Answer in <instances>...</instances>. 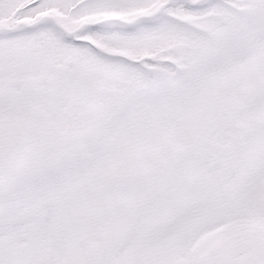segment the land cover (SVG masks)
Wrapping results in <instances>:
<instances>
[{"label": "rangeland", "instance_id": "1", "mask_svg": "<svg viewBox=\"0 0 264 264\" xmlns=\"http://www.w3.org/2000/svg\"><path fill=\"white\" fill-rule=\"evenodd\" d=\"M27 1L21 0L19 3L23 2L25 5ZM75 1L43 0L38 6L23 11V23L31 25L23 26L21 39L19 36H12L11 41H18V44L12 42L11 57L7 58L12 66L10 74L0 73L1 80L9 78L10 82L5 88H0V118L13 115L18 109L20 100L17 95L23 92L22 83H38L35 96L45 103L50 101L51 92L55 90L52 88L54 81H58V91L71 88L75 76L69 77L68 70L75 62H78L77 68L80 72L86 71L87 78L92 75L102 77L98 73L101 72V67L122 66L129 71L128 76L138 79L140 69L132 65L131 59L126 60L127 65L112 64L113 61L99 55V51H105L103 47L107 42L115 51L120 52L111 57H120L124 50L149 51L147 55L153 59L149 63L141 59V63L146 67L148 64L155 65L158 70H163V74L157 73L154 82L159 81L154 87L139 89V95L133 103L117 110L122 115L116 122L106 125L105 137L91 142V145L84 144V149H91V155H96L95 149L102 150L101 145L105 142L108 151L118 150L130 154L133 149L111 139L121 136V133L125 138V131L132 137L129 142L134 147H148L152 138L173 130V120L179 118L180 105L176 96H180L178 74L181 75L182 69L179 72L177 66H182L184 62L193 69L198 63L197 56L201 59L200 43L210 49L208 52H212L217 46L214 38L218 36L215 32L209 37L207 33H194L190 31L195 30L194 26L187 29L176 23L172 20L176 18L173 9L164 5L168 0H86L70 10L69 5ZM194 1L198 5L202 4L199 0ZM222 1L229 3L212 0L210 4L207 1V10L188 15L185 19L191 25L199 24L209 30L231 29L226 22L230 25V21H233L234 25H238L236 19H243V14H234L230 4L255 8L256 18H260L259 13H262L261 20L264 19V3L259 4L260 0ZM55 6L58 7L56 12ZM43 16L46 18L39 21ZM208 16L212 17L207 18ZM117 20L141 21L139 31L134 32L136 36L114 30L119 25ZM154 22L157 24L150 25ZM234 30L233 33L227 32L226 36L230 41L237 42L241 50L242 34H237L240 31L237 27ZM244 30L248 32L249 28ZM254 40L252 49L259 51V47L264 46V39ZM88 42L95 44L96 49H91ZM20 44L23 58L18 53ZM192 45L196 48H192ZM243 50L245 53L242 52L236 63L238 71L246 74V77L238 82V87L247 88V96H237L234 100L230 98L227 103H222L217 108L222 114L218 147H213L208 142L206 148L195 150L196 155L192 154L194 160L191 158L188 161L187 181L177 186L172 183L171 188L168 187L174 195L166 198L165 210L177 208V212L183 213L180 216L181 222L178 221L174 230L164 235L157 245H153L151 240L149 224L139 226V235H143L139 242L141 245L152 244L157 254L175 247V252H167L172 256L170 264H179V260L185 264H264V252H261L264 250V218H254L249 213V202L264 197V117L259 120L264 101V64L247 47H243ZM230 51H237V48ZM5 55V52H0V63ZM19 60L23 65L21 68L15 65ZM211 63L207 72H211L213 62ZM51 64H56L59 70L48 71L47 66ZM63 65L66 70L61 69ZM207 65L208 62H200L199 73L204 72ZM93 67L98 72L91 69ZM60 72L64 75H59ZM188 77L195 82L193 76ZM200 78L208 81L207 78H214V73L202 74ZM62 79L68 87L63 85ZM114 93V98L128 96V93L119 89ZM166 96H169L168 100ZM248 100L251 101L249 106ZM46 113L47 110L44 115ZM235 114L247 121L239 125L237 116L232 118L230 124L222 120ZM46 173L51 176L50 170ZM171 181V178L167 179L168 186ZM136 191L138 212L148 213L146 183L141 182L129 195ZM26 195L23 190V164L17 160L8 172L0 174V206L7 207L4 218L0 221V264H21L22 261L23 264H28L33 260L32 250L21 247V243L25 242L22 237L38 227L37 218L41 220L40 210H45L41 209L42 205L32 207L34 202L23 208V198ZM163 195L159 191L156 196ZM30 209L33 212L38 211L36 216L27 215Z\"/></svg>", "mask_w": 264, "mask_h": 264}, {"label": "flooded vegetation", "instance_id": "2", "mask_svg": "<svg viewBox=\"0 0 264 264\" xmlns=\"http://www.w3.org/2000/svg\"><path fill=\"white\" fill-rule=\"evenodd\" d=\"M116 70L122 71V69ZM184 81L187 85L186 72L184 73ZM234 87L235 85L232 83H224L222 85L218 83L213 86L210 93H206L203 90L200 94H197V99L194 101L182 100V123L188 124L193 128L194 142L192 144L196 147L188 148V146H185L180 150L157 147L148 152L156 155V163L148 161L146 164V160L142 159L144 164L142 169L147 172L149 177L150 208L148 215L150 221L148 223H151L154 231L167 234V229L163 226L176 224L180 221V216L183 215V213L164 211L157 206L159 202L162 203V206L165 205L168 189V185L165 182L159 186L156 185L157 176L165 177L169 175L171 167L177 166L179 162V179L181 183L183 180L187 181L189 175L188 154L192 153V151L203 149L208 144L207 132L211 133V145L218 147L219 128L222 121L220 118L221 114L215 116L213 111L219 108L222 103L228 101L226 99L231 95L230 93L234 90ZM106 92L107 94H104L101 100L96 101L95 105H92L91 102L84 104L83 102L72 100L73 107L65 111L64 114H70L76 105L84 104L88 122L91 120H96L98 123L101 122L107 115L108 94H115V91L111 88H107ZM62 98L63 96L58 91H55L53 94L54 116L60 113L59 104ZM216 113H220V110L218 109ZM234 116L237 115L222 118V120L230 124ZM262 116L264 117V113H262ZM246 121L237 116V124L240 125ZM52 125L49 131H43L38 126L32 131L28 128L29 134L23 144V181L26 183L35 181L36 185L40 187L38 178H40L41 172L44 170L43 166L58 165L60 154H70L68 161H76L78 163L74 165L82 167L78 171H90V169L96 167V159L95 156L91 155V152L87 151L79 154L66 151L68 146L62 144L63 142H61L60 138V136H65L66 132L61 131L59 123H55L53 129ZM50 150L53 151L52 154H50ZM111 155L113 156L114 154ZM106 161L108 160L106 159ZM134 162L135 157L133 155L116 154L108 163L109 170L115 173L112 178H125L127 182L131 181L132 175L139 171ZM62 167L66 169L64 165ZM28 177H30V180ZM87 181L80 180L79 184L81 186L82 184L85 185ZM161 190H163L164 195L157 197L156 193ZM76 201L80 204L71 207L69 211H57L50 221H42L35 237L27 243L28 246H31L29 249L32 250L34 255L33 260L28 264L40 263V251L47 245H52L60 251L62 255L60 264H123L114 261L116 257L113 254L114 249L129 245L134 233V229L131 227L133 225L132 221L137 217L140 218L143 214L135 212V216H133L134 214L130 211L111 212L110 209L114 205L123 206L133 202L132 199L127 200L123 196L113 195L107 190L106 184L100 181L94 192L87 189L85 197L77 196ZM116 245L118 246L115 247ZM153 257L155 259V254Z\"/></svg>", "mask_w": 264, "mask_h": 264}, {"label": "water", "instance_id": "3", "mask_svg": "<svg viewBox=\"0 0 264 264\" xmlns=\"http://www.w3.org/2000/svg\"><path fill=\"white\" fill-rule=\"evenodd\" d=\"M9 136V134H7ZM263 210V206L261 204H253L252 206V211L256 214V215H260L262 213Z\"/></svg>", "mask_w": 264, "mask_h": 264}]
</instances>
